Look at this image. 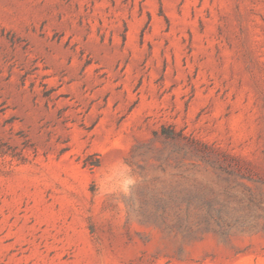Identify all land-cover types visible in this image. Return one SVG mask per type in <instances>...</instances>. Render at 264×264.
<instances>
[{"label":"rangeland","instance_id":"obj_1","mask_svg":"<svg viewBox=\"0 0 264 264\" xmlns=\"http://www.w3.org/2000/svg\"><path fill=\"white\" fill-rule=\"evenodd\" d=\"M0 264H264V0H0Z\"/></svg>","mask_w":264,"mask_h":264}]
</instances>
